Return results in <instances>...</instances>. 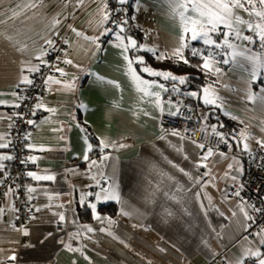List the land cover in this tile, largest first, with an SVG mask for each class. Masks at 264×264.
Masks as SVG:
<instances>
[{
	"label": "crops",
	"instance_id": "1",
	"mask_svg": "<svg viewBox=\"0 0 264 264\" xmlns=\"http://www.w3.org/2000/svg\"><path fill=\"white\" fill-rule=\"evenodd\" d=\"M108 1L0 0V143L8 145L0 148V156H12L11 126L28 85L23 77L32 80L39 71L29 69L40 70L56 42L65 39L69 46L67 58L56 67L57 77L49 80L30 131V159H34L28 173L55 179L29 176L33 212L25 226L18 223L14 191L0 198V264H208L215 258L228 264H235L237 258L258 264L243 253L249 247L264 252L259 242L264 229L249 237L251 220L240 211L243 207L250 215L249 206L229 188L243 187V153H253L264 142V101L248 99L250 91L257 97L264 95V69L253 80L252 64L238 57L239 63L215 64L220 73L209 72L213 79L198 92L199 98L193 97L196 116L201 127H217L228 143L202 161L208 148L200 149L180 132L172 135L174 131L160 129L159 109L153 98L142 99L124 59L125 55L133 60L143 57L145 65L134 63L133 67L144 79L165 85L168 91L152 90L160 92L164 114L169 112V100L175 111L184 97L175 94L162 77H152L142 69H154L149 55L161 61L157 57L174 56L181 47L179 17L172 14L168 0H137L130 19L142 28L143 38L139 42L127 30L121 33L136 40L139 47L125 53L118 47L116 32L103 39ZM257 10H262L259 4ZM236 11L256 22L254 15ZM13 12L18 15L13 17ZM220 30L227 31L223 26ZM242 34L253 35L247 30ZM185 42L200 45L202 52L207 51L203 54L214 55L216 61L230 59L202 41ZM183 51L187 57V48ZM206 87L219 97L217 105L203 103ZM215 115L234 125L221 129L227 125L218 123ZM101 141L109 145L108 152L96 160L92 154L104 149ZM10 161H0L4 165L0 184ZM110 185L118 191L120 202L97 201L94 194ZM91 203H96L95 211ZM105 204L115 205V213L112 208L102 209ZM85 209L91 218L82 217ZM108 218L114 223L109 224ZM88 227L94 231L88 232ZM69 246L79 250H69Z\"/></svg>",
	"mask_w": 264,
	"mask_h": 264
},
{
	"label": "snow or ice",
	"instance_id": "2",
	"mask_svg": "<svg viewBox=\"0 0 264 264\" xmlns=\"http://www.w3.org/2000/svg\"><path fill=\"white\" fill-rule=\"evenodd\" d=\"M121 4H126L127 0H119ZM257 2L260 5L262 10H257ZM169 7L172 11L174 16H178L180 23L183 28V34L181 37V47L177 48L174 52V57L178 58L179 60L183 61V63L188 64L189 61L184 57V49L189 47V44L185 41L190 39L191 41H202L204 45L209 47H214L216 49L223 50L224 55L229 56L230 59H224L223 61H216L213 56H206L203 54L202 50L196 47H191V55L192 56H201L203 59V64L200 65L202 70L206 72H215L220 73L221 69L215 67L217 63L228 64L231 62L239 63L238 57L242 58L243 61L250 62L252 64V72L251 78L256 80L260 75V70L264 69V0H168ZM29 7H34V5H30ZM237 9H243L247 12L250 16L254 15L256 17V22L253 23L251 20H245L243 17L239 16L237 13ZM18 13L13 12V17L17 16ZM107 18V17H106ZM59 23V21H56ZM127 24V21H122L117 26L119 27L120 31L116 32V39L120 41L118 47L123 48L124 52L127 53L130 49L132 50H139L136 40L131 39L130 37H125L121 35L124 32V25ZM240 25L245 26L244 29L239 27ZM223 26L227 31L223 33V42L220 43L216 39L213 38V34L220 35V28ZM244 30L250 31L253 35H243L242 32ZM106 31H111V29H107ZM79 34V33H78ZM257 38L259 42V47L262 50L260 53H255L251 49L247 48V44H256ZM94 41L97 38H92ZM233 40L241 41L240 45L233 43ZM127 41V42H125ZM247 42V44L243 43ZM48 44H52L51 40L47 41ZM147 51H153V49H147ZM43 55V54H42ZM40 59V57H37ZM158 59H167L166 55H161L157 57ZM124 59L127 61V74L132 79L133 83L135 84L136 90L143 94V97H150L153 98L152 102L155 106L159 109L161 115L164 114V105L162 103V97L160 92L153 91L154 88H160L164 91H168L164 84L158 83L155 80H147L142 77L140 73L137 72L136 68L133 67V64L136 63L138 65H145V61L143 57H136L135 60L130 58L128 55L124 56ZM66 63H71L70 60L66 61ZM30 71H39L38 67H33L29 69ZM58 71L63 72L62 69H58ZM143 72L148 73L152 77H162L164 80H171L173 82H178L179 84H185L187 82L186 77H178L173 75L170 71L164 70H154L151 67L144 66L142 69ZM52 78L49 77V80ZM101 81H103V77H99ZM23 83L31 84L32 81L28 79V77H23ZM58 82V81H57ZM108 83H114L112 81H108ZM173 92L179 91L175 87L172 88ZM264 92V89L261 90ZM192 97L199 98L200 93L193 91L187 93ZM259 98L261 101H264V95L257 97L255 93L251 91L248 94V99L255 102V100ZM219 97L215 95L214 92L210 93L209 88L203 89V103L205 105H217V100ZM168 104L170 106L168 114L171 116H176L179 113V107H176L175 111L171 110L172 102L169 100ZM42 105L37 104L36 107L39 108ZM148 114L147 112L145 113ZM28 123H33V121H28ZM212 131L215 135L219 138V140L225 144L228 143L227 138L223 132L216 131V128L213 126ZM172 135H180L178 131H174L171 133ZM183 138V137H182ZM235 140L236 138L233 137ZM195 143V141H194ZM239 144V141H237ZM261 146L264 147V142H260ZM101 145L103 148L109 147V145L101 141ZM126 145H120V147H125ZM8 147L7 144L0 143V148ZM91 145H88V150H91ZM114 147V145H113ZM197 147L200 149L205 148L204 144H198ZM244 150H249L248 144L245 142L243 144ZM178 151L180 149H177ZM214 150L212 148L207 149V153L201 157L202 161H206L209 157L213 155ZM221 155H223L221 153ZM108 157L106 156L105 159ZM13 159L12 156L3 155L0 156V161L4 160H11ZM34 159V158H31ZM85 160L88 159L87 154L84 157ZM93 164L95 161L92 162ZM206 167V165H203ZM4 165L0 164V168H3ZM231 167V165L229 166ZM180 171H184L180 169ZM187 175V173H185ZM33 179L36 180H54L55 177L48 175V176H38L33 172L28 173ZM233 180L236 177H232ZM30 192L34 191V189H29ZM88 195H93L89 193ZM95 199L97 201L100 200H115L120 202V195L118 191L113 187L109 186L108 188H102L101 192L95 193ZM235 195L239 196L240 193L236 192ZM84 197L81 196V202L83 203ZM94 211L97 207L96 203H91L89 205ZM253 211H262L261 209H257L254 206H251ZM240 211L243 212L244 216L248 220H252L253 217L248 214L247 211L243 207L240 208ZM128 215V213H124ZM235 215V213H233ZM65 217L61 214L60 220L63 221ZM96 219L103 222L102 218L99 215H96ZM108 223H114L110 218H108ZM88 232L94 231L91 227L86 229ZM105 229H101L104 231ZM25 234H27L25 232ZM111 234V233H109ZM257 235H260L259 233ZM260 244L264 245V236L260 239ZM69 250L78 251L79 249H71L69 246ZM244 257L249 258H256L258 260V264H264V252H261L259 249L253 250L252 248H247L244 250L243 253ZM15 259V256L12 257ZM235 264H245V260L242 258H237Z\"/></svg>",
	"mask_w": 264,
	"mask_h": 264
},
{
	"label": "built area",
	"instance_id": "3",
	"mask_svg": "<svg viewBox=\"0 0 264 264\" xmlns=\"http://www.w3.org/2000/svg\"><path fill=\"white\" fill-rule=\"evenodd\" d=\"M65 3H70L72 0H62ZM137 4V0H127L126 4H121L119 0H109L107 3V21L105 28L106 39L109 33L120 31L117 26L122 21H127L124 25V31L130 26V8ZM258 7V4H257ZM111 29V31H106ZM110 33V34H111ZM214 35V39L218 42H223V31L220 30V35ZM241 41L233 40V43L239 44ZM247 44V42H244ZM247 48L255 53H260L262 50L259 47L257 38L256 44H247ZM221 53L223 50L219 49ZM69 54V46L65 39H61L48 52L45 62L41 65L38 73L32 78V83L23 88V96L18 105L15 119L11 126V149L12 157L9 169L6 173L4 181L0 184V198L9 191L15 193V210L19 215L18 223L22 226L27 225L29 218L33 212V206L29 203L30 199V182L28 170L31 164L30 159V143H31V125L28 121H33L37 112V104L43 100L49 84V77H57V65L63 62ZM159 126L163 132L178 131L184 134L187 138L194 140L197 144H204L205 148L222 149L227 144L221 142L212 131L213 125L203 128L199 125L196 116V105L191 99H186L179 105V113L176 116H171L168 113L161 115ZM216 131L218 130L217 127ZM241 138V135L238 136ZM108 152L107 148L92 154L96 160H100L102 156ZM246 161V170L243 187L236 189L230 187L231 193L239 192L247 202L250 209L252 231L249 237L252 239L257 232L264 229V147L260 146L253 153H243ZM94 198V196L92 197ZM262 211H253L252 207ZM208 264H228L221 258H215Z\"/></svg>",
	"mask_w": 264,
	"mask_h": 264
},
{
	"label": "trees",
	"instance_id": "4",
	"mask_svg": "<svg viewBox=\"0 0 264 264\" xmlns=\"http://www.w3.org/2000/svg\"><path fill=\"white\" fill-rule=\"evenodd\" d=\"M132 13V8H130V16ZM127 35L134 36L139 42L143 38V31L142 28L139 27L138 25H135L133 22L130 20V26L126 31ZM191 47H200V45L193 43L192 45H189L187 48V57L189 63L185 64L183 61L179 60L178 58L171 56L168 57L167 59H163L161 61L152 58L150 55L148 56L147 59L150 60L152 67L155 70H164V71H170L173 75L178 76V75H183L184 77L187 78V82L185 84H180V86H177V82H173L171 80H165L167 85L172 89L173 86L179 91L174 92L177 95L183 96L184 100L186 99H191L194 101V98L190 95H187V93L196 91L199 92L207 83H209L213 78L212 75L209 72H206L199 67L202 65V57L201 56H192L191 55ZM203 53H207V51H203ZM163 79V78H161ZM164 80V79H163ZM196 103V102H195ZM218 123H222L227 125L221 127V129L227 130L230 128V126L234 125V121L228 119V118H223V117H218L215 115L213 117ZM225 127V128H224ZM112 205V204H111ZM114 209V213L116 211V206L110 204H105L102 206V209L110 210ZM88 209L82 210L81 215L84 218H91L89 217V211Z\"/></svg>",
	"mask_w": 264,
	"mask_h": 264
}]
</instances>
